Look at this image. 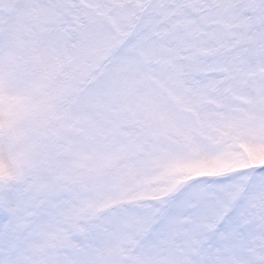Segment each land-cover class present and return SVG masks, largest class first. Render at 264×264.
<instances>
[{"label":"snow or ice","instance_id":"snow-or-ice-1","mask_svg":"<svg viewBox=\"0 0 264 264\" xmlns=\"http://www.w3.org/2000/svg\"><path fill=\"white\" fill-rule=\"evenodd\" d=\"M0 264H264V0H0Z\"/></svg>","mask_w":264,"mask_h":264}]
</instances>
